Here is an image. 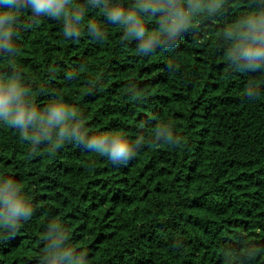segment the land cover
<instances>
[{
	"label": "trees",
	"instance_id": "1",
	"mask_svg": "<svg viewBox=\"0 0 264 264\" xmlns=\"http://www.w3.org/2000/svg\"><path fill=\"white\" fill-rule=\"evenodd\" d=\"M247 8L248 0H230L226 15ZM98 19L103 41L86 25L77 40L66 38L57 20L41 18L21 36L18 68L37 85L53 77L54 91L85 110L90 132L123 129L135 139L142 123L149 137L170 123L179 142L146 141L114 165L75 143L30 156L25 138L0 124V171L25 182L37 209L0 244V264H36L50 212L89 250L90 264H235L230 252L264 264V95L244 98L246 77L217 51V20L194 26L174 52L144 57L119 24ZM66 69L77 70L71 81ZM50 95L33 93L41 105Z\"/></svg>",
	"mask_w": 264,
	"mask_h": 264
},
{
	"label": "clouds",
	"instance_id": "2",
	"mask_svg": "<svg viewBox=\"0 0 264 264\" xmlns=\"http://www.w3.org/2000/svg\"><path fill=\"white\" fill-rule=\"evenodd\" d=\"M229 3L230 0H0V61L5 64L0 71V124L25 138L30 156L45 146L75 143L114 165L128 164L146 141L179 142L170 123L155 127L151 137L146 135L147 123H142L135 139L123 129L90 132L85 110L67 103L58 90L54 91L53 77L37 85L18 68L21 36L41 18L51 17L60 23L66 38L77 40L86 25L88 34L103 41L104 21L98 19L103 16L119 24L122 39L134 38L136 51L147 57L157 50L174 52L190 29L204 20L216 19L217 51L226 58L230 72L246 77L244 98L254 101L264 95V0H248L247 10L231 17L226 15ZM92 10L99 11L89 18L87 14ZM76 75V69L64 71L66 81ZM102 79L90 80L89 92L99 91ZM128 87L131 95L138 94L134 81ZM34 92L51 94L50 99L38 104ZM33 198L34 193L28 191L22 179L0 171V244L14 237L34 217L37 209ZM42 228L43 247L37 253L36 264H90L89 250L76 244L61 217L50 212ZM230 256L235 264H244L248 258L247 253L230 252Z\"/></svg>",
	"mask_w": 264,
	"mask_h": 264
}]
</instances>
